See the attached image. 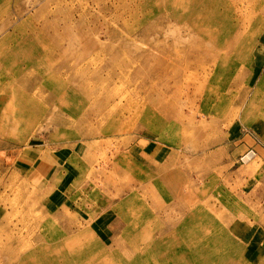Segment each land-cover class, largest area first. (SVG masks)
<instances>
[{
  "label": "rangeland",
  "instance_id": "1",
  "mask_svg": "<svg viewBox=\"0 0 264 264\" xmlns=\"http://www.w3.org/2000/svg\"><path fill=\"white\" fill-rule=\"evenodd\" d=\"M251 2L0 0V264H264Z\"/></svg>",
  "mask_w": 264,
  "mask_h": 264
},
{
  "label": "bare ground",
  "instance_id": "2",
  "mask_svg": "<svg viewBox=\"0 0 264 264\" xmlns=\"http://www.w3.org/2000/svg\"><path fill=\"white\" fill-rule=\"evenodd\" d=\"M220 0H202V5H203V7L205 8V6H207L208 7V5H214V3H216V2H219ZM254 2V1H253ZM253 2H251L249 5H248V12L246 13V16L245 17H248V20H245L244 21V24L246 25L248 22H249V19H252V20H254V22L256 21V23L257 22H264V14H263V12H262V14L261 15H252V11H253V8H254V3ZM191 4V3H190ZM258 8H259V10H261V8H262V6L261 5H259L258 6ZM207 14V15H206ZM222 14H224V13H222ZM211 15V16H210ZM212 15L214 16H217V15H220V12H218L216 9H215V11H212V12H208V13H206V10L204 11V13L202 14V16H201V19H203V20H207L208 18H209V16L210 17H212ZM224 15H226V16H229L228 14H224ZM208 16V17H207ZM193 18H192V20L194 19V16H192ZM178 21V20H177ZM240 24L241 23H239V22H237V24L235 25V27L237 26V27H239L240 28ZM199 33H201V35L202 36H208V35H210V30L209 29H206V28H200L199 27ZM246 32H244V34H245ZM209 37V36H208ZM2 39H4V40H6L5 38H4V36H3V38ZM249 46V49H248V52H247V54L248 55H251V52L253 51V50H255L254 48H256V46H257V44H256V42H255V44H250V45H248ZM212 56V55H211ZM95 79H97V78H95ZM98 79H100V77H98ZM79 90V89H78ZM84 90H86L85 88H83V91ZM103 91V90H102ZM106 91V90H105ZM95 92V91H94ZM88 93H91L92 94V91H88ZM78 94V93H77ZM106 95V94H105ZM100 101V102H99ZM99 102V103H98ZM98 104H100V106H99V108L97 109V111L99 112V113H102L106 108H107V106H108V104H109V102L110 101H108V100H106V99H101V100H98ZM173 222H175V221H173ZM70 232V231H69ZM68 232V233H69ZM66 241V240H65ZM67 243V242H66ZM101 254V253H100Z\"/></svg>",
  "mask_w": 264,
  "mask_h": 264
}]
</instances>
